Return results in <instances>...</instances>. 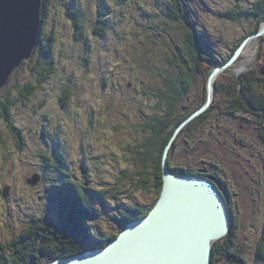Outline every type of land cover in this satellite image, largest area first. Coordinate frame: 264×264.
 Instances as JSON below:
<instances>
[{
  "label": "rangeland",
  "instance_id": "374dc122",
  "mask_svg": "<svg viewBox=\"0 0 264 264\" xmlns=\"http://www.w3.org/2000/svg\"><path fill=\"white\" fill-rule=\"evenodd\" d=\"M50 1L45 33L56 31V71L32 97L22 96L25 84L37 82L32 66L39 56L36 46V53L0 90L1 100L17 99L8 104L10 117L0 113V241L6 243H15L24 226L36 218L59 223L48 190L54 178L60 177L55 170L61 162L55 147L66 154L64 163L70 174L94 192L105 191L103 200L96 195L97 215L90 221L96 236L115 233L123 212L156 201L161 189L159 179L151 174L155 165L148 162V168H142L136 162V152L143 149L137 143L147 135L143 123L165 115L159 109L164 105L161 91L171 81H191L175 118L199 108L206 73L209 65H215L208 55L197 73H188L190 31L169 17L164 7L171 0H76L84 13L82 40L76 39L73 19L67 13L75 6L72 0ZM184 1L186 17L201 30L212 59L227 58L256 27L257 17L249 13L256 0ZM105 6L108 11L99 27ZM234 6L245 12L238 20L221 15ZM97 28L102 34L95 32ZM263 66L264 34L250 37L237 60L217 75L215 82L221 78L216 88L214 82L209 106L184 124L169 146L173 173L189 170L214 177L212 181L222 184L234 209L235 242L229 233L214 242L215 264L256 263L264 230V108L232 106L230 97L221 93L233 82L231 74L242 76L250 69L258 73ZM259 81L254 84L264 89V81ZM68 87L71 96L63 106L61 98ZM10 122L21 128L22 142ZM237 250L242 259L232 261L229 253ZM12 256L13 249H9L2 258L13 260ZM50 257L41 256L39 264H50L55 259Z\"/></svg>",
  "mask_w": 264,
  "mask_h": 264
},
{
  "label": "trees",
  "instance_id": "16d2710c",
  "mask_svg": "<svg viewBox=\"0 0 264 264\" xmlns=\"http://www.w3.org/2000/svg\"><path fill=\"white\" fill-rule=\"evenodd\" d=\"M105 1V0H103ZM73 8H69L67 10L68 16L73 19L74 27H75V37L78 40L84 39L85 29H84V13L83 8L76 0H72ZM165 7L167 8V12H169V17L171 19H176L182 25L190 31V68L188 70L190 72L199 71V63H207L208 55L212 61L215 62V65H209V70L206 73L205 77V93L202 103L199 105V108L204 105L208 99V78L210 73L216 67L217 64L226 63L234 54L238 46L244 41V39L251 33L257 32L261 29L264 23V0H256L253 3V8L250 10V14L254 17H257L256 27L253 31H250L239 41V43L233 48L232 52L225 59H212L213 54L207 52L205 50L201 30L197 27V25L189 21L186 17L185 12V1L184 0H171V4L165 3ZM106 8H102L99 17V27L104 24V14L108 11ZM51 1L43 0L42 2V25L41 32L39 34L38 43H37V53L39 56L36 57V62L33 69L36 74L37 82L33 84V82H29L25 84L23 87L25 92L22 96L26 99L32 97L31 95L44 83L48 80L50 75L56 71V67L54 65V52H55V43L57 40L56 31L51 32L49 35L45 33V25L50 14ZM242 13H245L243 9H240L239 6H234L231 9L224 11L221 15L238 20ZM98 27V28H99ZM96 29L97 34H102L99 29ZM45 36V37H44ZM36 51H34L36 53ZM34 54V53H33ZM88 60V58H87ZM192 60V61H191ZM184 63H188L187 59L184 58ZM26 62V59L24 60ZM23 62V63H24ZM22 63V64H23ZM208 66V65H207ZM19 69V68H18ZM262 69V68H261ZM253 69H250L248 73H244V78L239 75L231 74V78L233 79L232 83H228L227 89L222 90V95L226 94L231 99L232 106H242L246 108H255V109H263L264 108V89L257 84L255 85V80L264 81V75L261 74V70L258 73H253ZM252 72V74H250ZM221 75L218 77L215 82V88L218 86V82L220 81ZM173 80V79H171ZM188 79L187 82L182 80H178L176 83L171 81L166 83L165 88L161 91V100L164 101V105H162V109L159 108L163 114L162 117H158L156 119L146 120L143 123L142 131L147 134L143 137V139L139 140L137 146H140L141 150L136 152V162L144 168H148V162L152 165H155L154 172L152 177H157L159 180V188L162 190L163 187V159L164 154L167 149L169 142L172 140L178 125L185 120L188 116H190L194 111L198 108L187 110L183 116L179 118H175L176 110L178 108L183 107L184 104L182 101L185 96L189 93V86L191 81ZM173 82V83H172ZM260 82V81H259ZM6 86V85H5ZM4 86V87H5ZM3 87V88H4ZM2 88V89H3ZM1 89V90H2ZM67 91L61 98V104L64 106L67 102V98L71 96V88H66ZM10 93L8 92V95ZM68 96V97H67ZM67 97V98H66ZM66 99V100H65ZM1 100V98H0ZM14 100L10 101H0V113L3 116H9V107L8 104H13ZM3 107V108H2ZM204 114V113H203ZM206 114H204L205 116ZM165 117H168L167 119ZM165 118V119H164ZM165 121V123H164ZM262 121V120H261ZM194 122V121H193ZM192 122V123H193ZM190 123L188 126L192 125ZM195 124V123H193ZM264 129V122H261ZM10 128L13 130V133L18 137L22 142V130L18 128L16 124L10 122ZM46 132V131H45ZM43 133L42 138H45L46 133ZM264 133V130H263ZM175 140V139H174ZM55 150L58 154L55 153V156L58 155L61 162L57 163L55 166V170L59 173L60 177L54 178L55 183L52 186L48 187V190L52 192V201L56 204V212L59 214V223L55 222L53 219L40 217L36 218L30 225H25L24 230L21 232L18 238L14 241L15 243H6L0 241V264H39V259L43 255H50V258L56 257H69L75 255L77 253L83 252L86 249H94L97 247H103L108 244V242L119 234L120 230H122L126 224L134 219H139L145 216L154 204L157 202L154 201L150 206L143 207L141 205H136L129 209V211L123 212L121 215V225L119 229L113 234L100 235L96 236L90 227V221L96 217V207L95 203L98 197L100 200H103V196L105 191L101 190L99 192H94V190L90 187H87L81 183L77 176H73L70 174L67 169V165L64 163L66 154H62L59 152V149L55 147ZM41 155V154H40ZM43 155V154H42ZM41 155V156H42ZM51 157V156H50ZM153 162V163H152ZM169 167L172 170L170 164V155H169ZM62 163V164H61ZM50 164L46 163L48 167ZM198 172H193L189 170H182L177 174H190L197 175ZM199 174V173H198ZM146 177V175H145ZM209 179H215L214 177L205 176ZM46 178V177H45ZM44 178V179H45ZM146 183V182H145ZM145 185V184H144ZM161 193V192H160ZM98 197H97V196ZM228 197V196H227ZM227 199V203L229 199ZM230 216H231V229L227 236L230 237V241L235 242L233 238L235 237L236 227L234 224V209L228 205ZM142 210V211H141ZM264 229V228H263ZM90 239L96 240L94 244H91ZM44 240V241H43ZM31 242V243H30ZM42 242V243H40ZM55 244L53 247L50 245L51 243ZM48 247V248H47ZM76 248V249H75ZM80 248V249H79ZM259 250L256 255V263L255 264H264V230L261 236V240L259 242ZM9 249H13V260L2 258L4 253ZM20 253H19V252ZM78 251V252H77ZM217 253L216 246L214 245V255L213 262L215 264L217 261ZM231 254V255H230ZM36 255V256H35ZM240 251L237 250V253H229V256L232 258V261H239ZM240 260L242 258H239ZM18 261V262H17Z\"/></svg>",
  "mask_w": 264,
  "mask_h": 264
},
{
  "label": "water",
  "instance_id": "95a60500",
  "mask_svg": "<svg viewBox=\"0 0 264 264\" xmlns=\"http://www.w3.org/2000/svg\"><path fill=\"white\" fill-rule=\"evenodd\" d=\"M42 2L0 0V90L12 73L35 51L41 32ZM262 34L264 23L259 31L244 39L226 63L218 64L213 69L208 80L206 103L178 125L165 151L163 187L151 210L145 216L128 222L107 245L86 249L69 257H56L50 264H170L174 261L169 260L170 256L181 251L177 264H212L214 242L231 229L227 194L217 180L214 182L203 176L173 173L168 162L169 146L183 125L209 106L217 75L237 60L250 37ZM261 73L264 75V66ZM171 204H174V208ZM160 227L163 228L161 243L145 246L150 241L156 242L153 233ZM142 245L146 248L145 252L138 251ZM185 249L188 255L183 254Z\"/></svg>",
  "mask_w": 264,
  "mask_h": 264
},
{
  "label": "bare ground",
  "instance_id": "6f19581e",
  "mask_svg": "<svg viewBox=\"0 0 264 264\" xmlns=\"http://www.w3.org/2000/svg\"><path fill=\"white\" fill-rule=\"evenodd\" d=\"M213 91V90H212ZM3 108V107H2ZM176 202H177V204H180V201L178 200H176ZM172 205V207L174 208V204H171ZM175 206H176V203H175ZM175 210V209H174ZM142 211V210H141ZM176 214V210H175V212H173V215H175ZM163 229V228H162ZM162 229H161V227L156 231L155 230V232L153 233V238H154V240L156 241V242H153V241H150L149 243H146V244H144L145 246H147V247H151V246H153V245H156V243L157 244H159V243H161V242H159L160 240H161V238H160V236H162ZM114 234V233H113ZM115 235V234H114ZM44 241V240H43ZM31 243V242H30ZM54 243V242H53ZM149 245V246H148ZM56 247V246H55ZM48 248V247H47ZM76 249V248H75ZM80 249V248H79ZM141 250H143L144 252H145V250H146V248L144 249L143 248V245L140 247V250H138V251H141ZM19 252V251H18ZM78 252V251H77ZM142 252V251H141ZM20 253V252H19ZM181 254H182V251L181 252H177L176 253V255L174 256H170V258H169V260H174V261H172L170 264H177L176 262H178V260H179V258H180V256H181ZM183 254L184 255H188V252H187V249H185V250H183ZM264 254V253H263ZM36 256V255H35ZM63 257V256H62ZM158 260H160V259H158ZM18 262V261H17Z\"/></svg>",
  "mask_w": 264,
  "mask_h": 264
},
{
  "label": "flooded vegetation",
  "instance_id": "af4514ba",
  "mask_svg": "<svg viewBox=\"0 0 264 264\" xmlns=\"http://www.w3.org/2000/svg\"><path fill=\"white\" fill-rule=\"evenodd\" d=\"M228 205L231 206L229 202H228Z\"/></svg>",
  "mask_w": 264,
  "mask_h": 264
}]
</instances>
